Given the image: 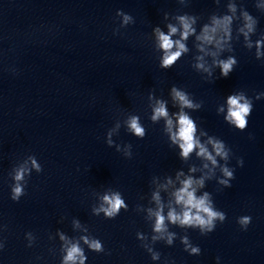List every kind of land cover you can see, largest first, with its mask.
I'll use <instances>...</instances> for the list:
<instances>
[{
  "label": "clouds",
  "instance_id": "1",
  "mask_svg": "<svg viewBox=\"0 0 264 264\" xmlns=\"http://www.w3.org/2000/svg\"><path fill=\"white\" fill-rule=\"evenodd\" d=\"M181 4L185 3V0H179ZM219 4L220 0H216ZM237 4L230 2L227 5V13L218 15L213 13L209 16L208 22L204 23L197 34L198 17L196 15L184 13L176 14L174 19L178 22L177 24L167 23V31L156 26L153 28L157 47L162 51V57L160 60V67L162 69L172 68L176 62L183 56V54L189 51L186 41L190 36H194L196 40V48L198 52L203 55L195 57L196 62L192 64V67L199 73H206L208 78H211L214 74V69L220 70V76L227 78L230 73L234 70L238 61L233 55H228L227 58H220L221 54L225 51H233L232 40H233V24L236 20H242L236 27V39L239 40L240 36H243L244 46L247 49L255 48L256 59L264 58V34L255 41L252 40V36L257 31L258 20L251 15L246 9L240 7V16L237 17ZM256 7L264 11V5L256 3ZM117 15L122 17V25L126 26L129 23H134V18L123 12L122 10L117 12ZM169 14L164 13V19H168ZM179 38L174 39V37ZM214 49V50H213ZM212 57L211 65H208L205 61V57ZM172 100L179 106L180 111L174 113L175 121L169 116V111L166 102L163 100L156 101V105L152 109V115L150 119L153 122L159 121L161 118L165 121L166 131L170 135V139L173 144H177L180 149V155L183 158H188L189 154L194 150L197 156L203 157L210 161L213 166H219L222 172L223 178L219 179L218 183L223 187H231L230 181L234 179V170L229 169L226 165H218L217 157L223 161L229 159L230 149L226 148V144L217 138L209 137L208 144L211 145V151L205 144L201 143L196 137L197 126L194 119L184 109H200L201 103H195L190 98V94L185 90L173 85L170 89ZM264 96V93H259L256 99H260ZM253 109V102L243 92H237L230 94L227 97V115L224 117L225 121L234 126L240 131H244L248 125V117L250 116ZM220 112L224 111V108L219 109ZM128 130L133 133L136 137L143 139L146 135L145 128L141 125L138 116H131L126 121ZM118 127V126H117ZM112 132L108 133L107 144L112 146L113 141L111 139ZM132 145L127 144L124 150V156L127 158L132 157ZM117 152L121 149L119 145L116 146ZM26 163H30L31 167L21 165L14 169L12 176L13 183L10 186L11 195L10 198L13 201L18 202L22 196H24L27 181L26 176H30L32 169H35L37 173L42 172V165L38 163L35 156H30ZM239 165H243V160L237 161ZM208 167L207 164L204 165ZM194 170V169H193ZM170 182V181H169ZM180 187L175 193V202L180 206V211L172 207L168 210L167 215L163 214V207L159 206L155 211L149 209V215L155 218L153 231L159 235L152 236V240H162L166 236V244L171 246L175 237V233L168 232V223L179 225L180 227H189L198 229L201 235H207L213 232L216 228L217 221L223 223L226 220V214L218 210L211 199L208 192H205L201 196L196 195V188L193 185L199 187L204 186V179L194 180L189 177L182 182ZM153 199L156 200L157 204L160 203V197L158 194L153 195ZM103 204L99 208L94 209L95 214L99 215L101 212L104 216L109 219H115L121 209L127 210L128 205L122 198L119 192L112 194H106L103 196ZM106 205V206H105ZM237 223L240 225L242 230H247L251 223L250 216H240L237 219ZM29 238H32L31 233L27 234ZM139 238H143L140 234H137ZM61 239H66L61 234ZM84 243L88 245L91 251L100 253L104 251L102 242L99 239H89L82 237ZM184 251L188 252L189 255H200L201 249L199 246H193L190 243L187 236L181 238ZM31 246V245H29ZM147 252L151 254L152 260H160V253L154 251L151 247L145 246ZM0 248H3V244L0 243ZM87 257L84 250L79 246L78 243H72L70 247L66 249V255L63 257L62 264H85ZM219 261V257H217ZM166 264L169 262L166 261ZM174 264V261L171 262Z\"/></svg>",
  "mask_w": 264,
  "mask_h": 264
}]
</instances>
